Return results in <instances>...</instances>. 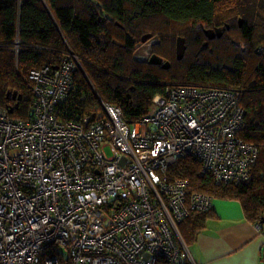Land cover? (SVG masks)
Wrapping results in <instances>:
<instances>
[{"label":"built area","instance_id":"obj_1","mask_svg":"<svg viewBox=\"0 0 264 264\" xmlns=\"http://www.w3.org/2000/svg\"><path fill=\"white\" fill-rule=\"evenodd\" d=\"M78 64L71 54L31 73L30 119L0 107V264H196L179 224L214 199L168 170L191 156L218 185L251 178L243 91L171 88L132 127L106 105L104 119L66 121Z\"/></svg>","mask_w":264,"mask_h":264},{"label":"trees","instance_id":"obj_2","mask_svg":"<svg viewBox=\"0 0 264 264\" xmlns=\"http://www.w3.org/2000/svg\"><path fill=\"white\" fill-rule=\"evenodd\" d=\"M206 30H221V37L209 39ZM145 35L160 39L153 52L169 69L133 60ZM178 38L186 45L180 59ZM71 54L79 64L75 90L60 107L66 121L104 119L106 105L121 109L132 127L171 88L242 90L238 136L259 152L251 178L218 185L191 156L179 158L167 175L187 182L191 194L239 202L264 234V0H0V107L12 118L32 117L31 73L57 68ZM214 217L213 208L193 211L179 224L189 247Z\"/></svg>","mask_w":264,"mask_h":264},{"label":"crops","instance_id":"obj_3","mask_svg":"<svg viewBox=\"0 0 264 264\" xmlns=\"http://www.w3.org/2000/svg\"><path fill=\"white\" fill-rule=\"evenodd\" d=\"M210 219L190 252L196 264H264V234L245 219L237 201L214 202Z\"/></svg>","mask_w":264,"mask_h":264},{"label":"water","instance_id":"obj_4","mask_svg":"<svg viewBox=\"0 0 264 264\" xmlns=\"http://www.w3.org/2000/svg\"><path fill=\"white\" fill-rule=\"evenodd\" d=\"M221 30H206V35L209 39H215L216 36L221 37ZM160 44V39L158 37H152L151 35H145L142 38V44L134 52L133 60L139 64L150 63L152 65H163L164 69L170 68V62L164 63L163 59L154 54L153 47ZM186 51L185 39L178 38L177 41V55L178 59L184 56ZM10 95V93H9ZM17 99V94L13 96Z\"/></svg>","mask_w":264,"mask_h":264}]
</instances>
